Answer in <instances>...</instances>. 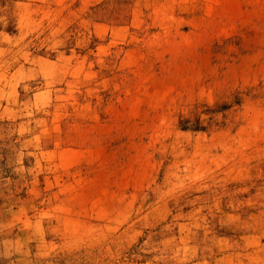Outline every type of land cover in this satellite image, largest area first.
I'll return each mask as SVG.
<instances>
[{"label": "rangeland", "instance_id": "374dc122", "mask_svg": "<svg viewBox=\"0 0 264 264\" xmlns=\"http://www.w3.org/2000/svg\"><path fill=\"white\" fill-rule=\"evenodd\" d=\"M0 264H264V0H0Z\"/></svg>", "mask_w": 264, "mask_h": 264}]
</instances>
